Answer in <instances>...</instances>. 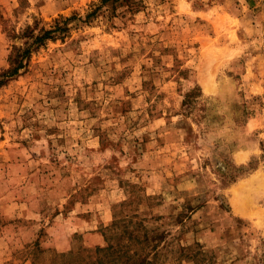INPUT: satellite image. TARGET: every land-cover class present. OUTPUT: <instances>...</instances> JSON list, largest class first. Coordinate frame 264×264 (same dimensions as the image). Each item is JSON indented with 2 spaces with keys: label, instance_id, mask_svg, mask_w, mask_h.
Listing matches in <instances>:
<instances>
[{
  "label": "rangeland",
  "instance_id": "374dc122",
  "mask_svg": "<svg viewBox=\"0 0 264 264\" xmlns=\"http://www.w3.org/2000/svg\"><path fill=\"white\" fill-rule=\"evenodd\" d=\"M29 46L0 86V264H264V0H0V74Z\"/></svg>",
  "mask_w": 264,
  "mask_h": 264
},
{
  "label": "trees",
  "instance_id": "16d2710c",
  "mask_svg": "<svg viewBox=\"0 0 264 264\" xmlns=\"http://www.w3.org/2000/svg\"><path fill=\"white\" fill-rule=\"evenodd\" d=\"M110 0H102L103 3H107ZM118 1V0H114ZM104 5V4H102ZM102 8V6H97L94 10H92L90 13H88L87 17L90 19L92 16H95L97 13V10ZM114 9H117V5L114 6ZM68 31L67 26H62L59 23L55 25L54 28L44 30V32L41 35H38L34 41V44L40 45L43 44L44 41L47 39H55L57 37V32H63L66 33ZM31 46L27 47L24 50H21L20 48H16L14 53H11L10 55V68L5 70L3 73L0 74V86L4 85L9 78L19 74V71L26 66L25 60L30 56L31 54ZM77 253H79L77 251ZM73 252H69L67 254H60L56 255V259L60 258L55 261L56 264H79V261H77L76 257ZM97 261L96 264H149L150 262L145 259V257H141L139 261L131 262L130 259H132L133 254L129 251H118L116 250L115 246L113 244H108L105 247H97ZM118 254V255H116ZM120 254H123L122 257L126 258V261H121ZM54 263V264H55Z\"/></svg>",
  "mask_w": 264,
  "mask_h": 264
}]
</instances>
